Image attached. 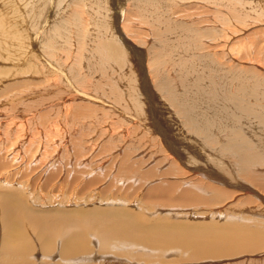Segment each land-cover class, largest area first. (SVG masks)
Here are the masks:
<instances>
[{
  "label": "bare ground",
  "instance_id": "6f19581e",
  "mask_svg": "<svg viewBox=\"0 0 264 264\" xmlns=\"http://www.w3.org/2000/svg\"><path fill=\"white\" fill-rule=\"evenodd\" d=\"M67 1L68 11L61 12L65 18L57 24L52 23L53 29L44 33L42 41L44 53L56 62L60 60L55 59L57 51L63 53L64 50L57 43H70L69 26L78 29L73 32L75 42L69 44L72 49L64 51L66 60L56 63L63 69L59 70V76L63 72L68 75L57 77L52 85L53 89L58 87L62 92L59 91L60 98L56 99L59 102L51 107L64 109V112H58L59 117H54L56 120L63 117L69 123L79 122L80 125H75L69 133L71 148L83 156L87 151L92 155L95 141L83 139L88 124L80 122L98 117L94 124L100 119H110L113 125L121 116H113L114 106L109 113H103L101 106L113 100L114 104L129 107L133 112L127 107L121 112L129 116L126 119H135L139 123L143 130L140 138L128 137L132 139L126 145L122 143V149L116 148L120 152L117 150L98 160L113 163L116 167L113 174L109 173L101 181V178L92 176L91 171L90 174L86 172L82 178H89L87 182L82 179L80 184L85 182L84 188L94 192L93 187L106 184L111 178L107 185L117 183V187L120 184L128 185V188L137 185V188L131 195L132 201L125 203L124 198L120 196L123 199L119 200L114 192L110 195L113 190L110 186L107 188L110 197L107 196L102 205L91 201L92 206L85 202L79 204L80 198L76 195L71 204L64 202V198L58 196L62 190L54 186L44 197L43 186L50 184L51 180L54 182V177L58 180L54 184L60 185L64 177L74 173V167L85 166L89 171V163L81 159L73 165L69 163V170L74 171L64 170V174L55 170V165L51 167L53 161L49 166L44 165L45 162L41 164L42 158L46 157L48 140H41L44 148L39 159L35 157L38 160L19 158L15 152L16 140L6 149H0V264H97V257L102 258L100 261L109 258L116 261L118 251L125 252L122 254L128 264L138 258H129L134 253H139L140 258H149V255L154 258L153 254L159 257L163 253L178 252L179 255L190 251L198 256L189 262L191 264L200 259L205 260L203 263L214 264L213 257L219 259L222 258L221 255L218 257L219 254H223L226 259L233 258L237 257L238 251H241L238 257L262 255L264 229L254 223L246 225L245 220L240 224L233 222L241 217L230 206L239 195L248 197L249 202L253 197L264 200V142L242 137L239 129L234 127L236 115L230 109L239 107L243 119L255 112L254 118L264 125V89L254 104L253 100L246 98L244 87L231 89V81H222L220 76L245 70L264 85V0H123L120 8L113 0L112 10L103 8L99 0ZM21 2L24 8L32 10L33 30L35 25L39 26L37 30L50 25L51 12L47 10L44 14L43 10L50 7L51 0ZM205 4L211 7L196 16L190 12ZM89 9H96L94 16L87 13ZM87 25H92L94 35L89 34ZM0 35L5 38L0 40V47L2 44L6 49L7 41L21 44L25 39L15 32L13 22L5 20L2 15ZM245 40L247 44L244 45ZM85 52L91 60L84 57ZM205 65L211 72L208 77L213 80L203 88L197 82L200 73L207 71ZM39 66L33 61L32 75L35 72L39 75ZM95 74L97 78L93 77ZM137 74L140 84L135 83V87L133 83L137 81ZM21 76L15 75V78L21 80ZM190 77H194V84L189 81ZM232 79L243 80L238 74ZM7 86L1 85L2 88ZM33 92L28 91V98ZM4 96L0 92L1 103L6 100ZM203 98L205 103L202 104ZM198 99L202 105H197ZM28 100L22 109L34 111L36 108ZM34 114L35 123L40 125L51 117L39 109ZM123 119L121 122L127 124ZM32 120L34 115L27 118L31 123ZM106 133L100 136L105 137ZM128 134L131 133L128 131ZM108 137L117 136L111 133ZM95 139L101 144L104 140L103 137ZM111 143L115 144V141L112 139ZM3 144L5 142L0 141V146ZM103 144L110 146L109 143ZM66 149L60 154L68 157ZM52 168L54 172H51ZM185 187L194 192L191 202L195 205H201L198 200L202 197L216 205L215 209L197 213L191 206L174 204L178 191ZM188 188L181 191L185 193L183 198L188 194ZM143 190L156 198L152 204L136 202ZM221 205L223 210L219 208ZM173 207L179 212L184 211L178 213L176 210V213ZM212 215L233 223L192 222L207 220ZM179 221L184 225H177ZM55 259L58 261L54 262ZM217 259V264L225 261V258L222 262ZM137 261V264H147L146 260Z\"/></svg>",
  "mask_w": 264,
  "mask_h": 264
},
{
  "label": "rangeland",
  "instance_id": "374dc122",
  "mask_svg": "<svg viewBox=\"0 0 264 264\" xmlns=\"http://www.w3.org/2000/svg\"><path fill=\"white\" fill-rule=\"evenodd\" d=\"M25 1H29V0H25ZM51 1H52V3L49 4L50 7L49 8L47 7L46 9L43 10L44 14L47 13V10H50V12H51L50 13L51 18H50V23H49L50 25L45 26V29H43V30H41V29L37 30L39 28V26L35 25L34 30H33L32 29L33 24H31L32 23V20H31L32 10H31V8H24L21 0H0V6H1L0 7V15H2L5 20L13 22V24L15 26V32H17L18 34H22L25 37V39L22 40L21 44L19 42H13L12 44H10L7 41V47H8L7 49L2 44L0 47V92L4 93V95H5L4 99H6L2 103L0 102V141L5 142V144L0 146V149H6L7 147H9L10 144L16 142V140H17V145L15 146V152H16L17 156H20L19 158H21V159L22 158L23 159H30V158L34 159L36 157L39 159V155H42L41 152H42V149L44 148L42 142H45L47 140L49 141V144L45 145L47 148V152H46L45 156L47 157L48 160L46 159V157L42 158L43 160L41 161V164L43 165L45 162L44 165L49 166L51 164V162L53 161L55 163L51 167H54V165H55L54 169L59 170V172H62L65 174L66 172H64V170L65 171L68 170V171H72V172L74 170L75 171H74V173H72L73 176L70 175V176H68L69 178L64 177L62 179L63 181L61 180L60 185L54 184L55 181H56V183L58 181V180H55L56 177H54V179L51 178V179H53L54 182H52V180H51L50 184H48L47 186L46 185L43 186L44 188L42 189V191L44 192V197L46 196V194H48V195L50 194L49 191L52 188V186H54V187H56L55 189L60 188L62 190V192L58 193V196H60L61 198H64L63 199L64 202H67L70 204L72 203L71 199L74 198V196L76 195V197L80 198L79 204H83V202H85V203L92 206V204H90V201H91L93 203L102 205L103 203H105V200L108 197H110V195L112 196L113 192L115 193L114 195L116 196V198H119V200L124 198V200H122V201H124V203L128 202V201H132L131 195L133 194L134 190L137 188L136 187L137 185H135V186L132 185V187H130V188H128V185L122 186L120 184H119L120 186L118 185V187H117V183H116V185L114 183L107 185V183L111 179V178H108V181H106V184L104 183L101 186L96 185V187H93L94 192H90V190H91L90 188L89 189L84 188V183L87 182L86 180L89 178V176L86 177V180L84 178H82L83 176L90 174L92 172V174L94 173L92 176H96L97 178H99V180L101 178V181H102L103 179H105V177H107L109 175V173H110V175H111V173L113 174L116 171V169H115L116 167L114 166L113 163H110V161H108L109 163L107 161H103V163L102 162L100 163V162H98V160L100 158H103V157L105 158V156L107 154L108 155H110L111 153L113 154L114 152H116L118 150L116 148H121L122 146L126 145L134 136L135 137L138 136L137 138H140L139 137L140 131L143 132V130L140 127L139 123L135 119H132V120L130 119L131 121L126 119V117L129 118V116H127L125 114V112H123V113L121 112V109L127 110L126 109L127 106L123 107L122 104L121 105L114 104L113 100L108 101L109 104L106 105L104 103V105L101 106V108L104 109V111H102L103 113H109V110H111V107L114 106V109H112L113 116L114 115H117V117L121 116V118L120 117L117 118L118 119L117 122L114 119L115 122L113 125H112V123H110L111 122L110 119L109 120L100 119L99 120L100 123L97 121V123L94 124L93 121L98 120V117H96V120L95 119H93V120L88 119V120H84L86 122H84V121L80 122L81 124H85V123L88 124V127H89V128L86 127V132L84 134L85 137L83 139L88 140V138H89L90 140H93V142L95 141V148H94L92 155H90V153L87 151L88 153L86 152V154L83 156V155H81L82 154L81 152H80L81 154L75 153L74 149H72L73 144H72V141L70 140V138H72V137H70L71 130H74L75 125L78 127V125H80L79 122L75 121L74 123H69L70 121H67V120L65 121L63 119V117L60 119H57V120L54 117V115H57L59 117L58 112H60L61 110H62V112H64V109H58L57 106H55L54 108L51 107V104L56 105L57 102H59V100L56 101V99L60 98L61 93H59V91L62 92L61 91L62 89H60L58 87L57 88L54 87V89H53L52 85H53V83L57 77L64 78L65 76L68 75V73L63 72V74L61 76H59V72L62 71L63 69H62V67L61 68L57 67L58 65L56 63L59 61L62 63L63 61L66 60L65 57L67 55L65 54L64 51L67 48L72 49V48H70L69 44L70 43L72 44L73 42H75V38H73V32H75V29L76 30H78V29L76 26H75V29H74V26H69L68 30L71 32V35H70L68 40L71 39L69 41L70 43H68V42L63 43L61 41H59L57 43L58 46H63V48H64L63 53L61 50H58L56 53L55 59L56 60L60 59L59 61L55 62V60L49 58L47 56V54L44 53V43L42 42L43 38H44L43 37L44 33H46V31L51 32V30L53 29L52 23L57 24L59 21H61V19L65 18L62 16L61 12L66 10V8L68 7V1L67 0H51ZM76 1H77V3L79 2V0H76ZM99 1L102 2L103 8H107L108 10L114 9L113 6L115 3L113 0H99ZM121 1H123V0H116L115 1L116 7L118 6L117 8H120V4L122 3ZM87 2H91V0H89ZM205 5L206 6H200L199 8H194L193 10H190V12H193L194 16H196L197 13L204 12V10L207 9V7L208 8L211 7L208 4H205ZM6 6H9V8ZM66 11H68V10H66ZM94 12H96V9L95 10L89 9V11L87 13L94 16L95 15ZM117 13H119V12H117ZM195 18H198V17H195ZM90 21H93V20H90ZM147 25H149V24H147ZM86 29L88 30L89 34L94 35L95 32H93L94 28L92 27V25H87ZM3 39H5L4 36L0 35V40H3ZM250 39H251V41H253L252 36H250ZM242 43L245 45V44H247V41L245 40ZM2 47H4L5 50ZM197 53H198V51H197ZM73 55H74V53H73ZM84 57L87 59H90L89 57L86 56V52L84 54ZM202 60L204 62H206L204 58ZM33 61L39 63V65H40L39 67L41 69H39V67H37V70L40 71L39 75H37L36 72L33 73V75L31 73L34 70V68H32ZM205 67L207 68V71L200 73V75L198 77L200 80L197 82L199 84V87H203V88L210 85V84H207V82L209 80L210 81L213 80V79L208 77L211 74L209 68L206 65H205ZM18 74H22L21 80H17L19 78H15V75H18ZM234 74H238L239 77L243 78V80L239 79L238 81H234L232 79ZM234 74L228 75V76L223 75L220 77L223 78L222 81L225 79H229L231 81V86H232L231 89H239L238 86L244 87V89L247 91V97L246 98L253 100L254 104H255L258 100V95L261 94L262 90L264 89V85L261 84L257 78L251 77L247 72H245V70L244 71L238 70ZM93 77H96V74ZM139 79L140 78L138 75L137 81L135 80V82L133 83V86L136 87L137 84L138 85L140 84ZM93 80H95V79H93ZM189 81L194 84V77H190ZM38 83H41V84H38ZM135 83H137V84H135ZM242 83L244 84V86ZM1 85H6V86L8 85V86L2 88ZM40 87H41V89H39ZM55 88H56V90H55ZM47 89H50V90H47ZM136 90H138V89L136 88ZM28 91H32V92L36 91V92H33L34 93L33 96L28 98V96H27ZM54 91H56V92H54ZM151 91H152V89H151ZM139 92L140 91H138L137 93L141 94ZM32 97L34 99L31 100ZM240 97H242V96H240ZM28 99H30L31 100L30 102L33 103L32 104L33 108L39 109V112H41V113H42V111L45 114L47 113L49 115L48 118L51 116L48 119L47 123L41 124V125L35 123L36 115L34 113H35L36 109L34 111H29V112H26V111H24V109H22L23 105H25V103L29 102ZM204 100H205V98H203L202 104L205 103ZM202 104H201V99H198L197 105H202ZM44 107H47V108H44ZM257 107L258 106H256L255 108H257ZM127 108L129 111L130 110L129 107H127ZM230 110L234 111V113L236 115V121L234 123V127H237L239 129L242 137H250L253 139L256 138L257 141L263 140L262 142H264V125H261L254 118L255 112H253L249 117L243 119L241 117V109L239 107L235 106L233 109H230ZM130 111H132V110H130ZM33 115H34V121L33 120L32 121L34 123L29 122L30 120L27 121V118L29 116H33ZM123 118H125V119H123ZM122 119L128 123L127 124L125 123V125H124V123L121 122ZM50 120H52V121H50ZM231 122H232V120H230L228 126L231 125ZM51 124H52V126H51ZM72 124H74V126ZM135 125H136V127H133ZM131 127H133V128H131ZM126 129L129 131V133H131V134L133 133L134 135L133 134L129 135L128 131L126 132ZM103 130H104V132L107 131V133L105 134V137L100 136V135H102V133H104V132H102ZM119 132H121V133H119ZM111 133H115L117 137L116 138L115 137H108V136H111ZM127 134H128V136H127ZM106 135H108V136H106ZM44 137H45V139H44ZM47 137H50V138H47ZM95 137H103L104 138L103 143H107V144L108 143L110 144V141L112 142V139H113V141H115V144L111 143L110 146L107 147L106 144H103V143L101 144L100 142H97ZM125 137H126V139H125ZM128 137H132V138H128ZM75 138H77V137H75ZM108 138H110V139H108ZM120 138L122 139V141ZM43 139H44V141H43ZM41 140H42V142H41ZM135 140H137V139H135ZM119 143H121L120 144L121 146L118 147ZM122 143L124 145H122ZM137 143H138V141H137ZM131 145H133V147H135L134 146L135 144H131ZM102 147H103V149H102ZM66 148H68V149H66ZM65 149L67 150V156L68 157H65L64 155L60 154L61 150L63 151ZM10 153H13L12 156H15V153L12 150ZM23 153H24V156L22 155ZM77 154H79V155H77ZM49 156L51 158L53 157L52 160ZM38 159H36V160H38ZM80 159L85 160L87 163H89L90 170L88 171V169L85 168V166H81V167L78 166V168L73 166L74 170L73 169L69 170V167L71 166V165H69V163L73 165L76 162H78ZM44 160H47L48 162L44 161ZM88 160H90L92 162H90ZM31 165H33V164H31ZM112 168H114V169H112ZM97 169H98V171H97ZM51 172H54L53 168L51 169ZM86 172H87V174H86ZM64 174H62V176ZM56 175L57 174H55L54 176H56ZM75 179H77V180H75ZM82 179H83V181H85L84 183H82L83 186L80 184L81 183L80 181ZM97 184H98V182H97ZM112 184L115 186H113ZM105 185H107V186H105ZM59 186H61V187H59ZM109 186L112 187L111 189H113L111 191L110 195H109L110 191L107 190V188ZM69 187H70V189H68ZM116 187L118 188V190H115ZM97 188H99L100 190ZM185 188H188V187H185ZM185 188L180 189L178 191V193L174 199V201H175L174 204H176L178 206H184V205L191 206L193 209H195L197 211V213H199V212L201 213L202 211L207 212L208 210L215 209L216 205L212 204L207 199H203L202 197L199 198V200H198L199 204H201V205H195L193 202H191V201H193L195 195L193 194L194 192L190 191L189 188H188L189 190H187L188 194L186 195L185 198H183V195L185 193H181V191L184 190ZM82 189H84V190H82ZM120 189H121V191H120ZM68 191H71V192H68ZM85 191H86V193H85ZM101 191H102V193H101ZM124 192L126 195L124 194ZM74 193H76V194H74ZM101 194H102V196H101ZM103 195H105V196L103 197ZM124 195L126 198L124 197ZM69 196H71V197L69 198ZM120 196L123 198H121ZM101 197H103V198H101ZM65 198H66V200H65ZM82 198H83V200H82ZM261 198H263V197H261ZM89 199H92V200H89ZM248 199H249L248 197L239 195L238 199H234L236 201L235 202L236 204L234 203V200L231 201L233 203L228 201L229 203L233 204L232 206H230L231 210H232V208H233V210L235 209V212L240 214V217L242 218V219L238 218L237 221H233V222L240 224L241 222H244V220H245L246 225H252V223H254L253 224L254 226H258V227L260 226L264 229V200H261V199L256 200L253 197V199L251 201H254V202L251 203V201L249 202ZM69 200L71 202H69ZM154 200H156V198L152 194H147V192H144V190H143L142 193H140L136 202L138 204H147V203L152 204V202ZM63 205L66 206L65 203ZM105 205L106 204H104V206ZM221 206H219V208L220 209L222 208V210H223V206L222 207ZM128 208H131V206L128 205ZM172 209L174 210V207ZM220 209H219V211H221ZM176 210L178 211V213H180L181 211H184V209H182L179 212V210L177 208H176ZM176 210H174V211L177 213ZM186 210H189V209H186ZM135 211H140V210L135 208ZM163 213H165V212L163 211ZM243 216L244 217L247 216V217L244 218ZM224 219H226V220H224ZM192 222H207V223H214V222L216 223L217 222V224L221 225V224L231 223L232 221L231 220L228 221L227 218L221 219V218H218L217 216L212 215L207 220L204 219L201 221L200 219H195V221H192ZM192 222H190V223H192ZM247 222L249 224H247ZM177 225H184V224L180 223V221H179L177 223ZM257 249L258 248L256 247V250ZM240 252L241 251H238L236 254H238V253L240 254ZM122 253L125 254V252H123V251H118L116 253V255H118V256H115L116 258H118L116 261L109 258V260L105 259V260H101L102 261L101 262L99 259H102V258L97 257L96 261L98 260L99 262H96V263L97 264H122V263L128 264L127 262H124L125 256H123ZM177 253H174V252L172 254L171 253H169V254L168 253H163V254L161 253L162 254V255H160L161 257L160 256L157 257L153 254L152 257L154 256V258H151L150 257L151 255H149V258H148V256L147 257L144 256L143 258L141 257L142 259L140 258L139 253H134V254H131L129 258H131V256H133V258L135 259L136 256H138V258H136L134 260L133 264H137V262H138L137 260H139V262H140V260H143V261L146 260L147 264H152V263L153 264H161V263L162 264H171V263L172 264H183V263L184 264H191L189 262L191 260L195 261L196 258L198 257V256H196L197 254L190 252V251H185L184 254L179 253V255ZM263 254H264V252H263ZM263 254L260 256L258 254H252V255L251 254L250 255L249 254H243L242 255L243 257L239 256V257H241L240 259H239L238 255H237V257L235 255L234 257L238 258L237 260L233 256L232 257L234 258V260H232L233 258H230V257L228 258L229 259L228 260V259H226V257L223 254H219L218 257H220V255H221L222 258L217 259V257L215 256V257H213L214 258L213 262H214V264H217L215 262L216 259L222 262L223 258H225L224 259L225 261L220 263V264H238L239 261L241 262L239 264H245V263L246 264H264V255ZM37 255H39V252H37ZM244 255H245V257H244ZM162 257H164V258H162ZM171 257L174 259H172ZM250 257L252 259H250ZM144 258H147V259H144ZM169 258H171V259H169ZM202 259H205V257ZM151 260H152V262H150ZM56 261H58V259L54 260V262H56ZM112 261H114V262H112ZM181 261H182V263H181ZM203 262H205V260L202 261L200 259L199 262H192V263H194V264H198V263L199 264H212V263H203ZM142 264H145V263H142Z\"/></svg>",
  "mask_w": 264,
  "mask_h": 264
}]
</instances>
